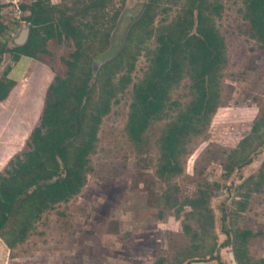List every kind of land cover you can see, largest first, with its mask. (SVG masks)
<instances>
[{
	"label": "rangeland",
	"instance_id": "374dc122",
	"mask_svg": "<svg viewBox=\"0 0 264 264\" xmlns=\"http://www.w3.org/2000/svg\"><path fill=\"white\" fill-rule=\"evenodd\" d=\"M50 1L56 21L30 26V11L22 5L34 0H1L6 30L0 34V79L10 69V81L0 93V175L32 149L31 134L47 111L50 86L67 76L75 60L78 44L62 21L77 18L110 32L106 39L102 31L94 42L83 41L81 48V64L94 68V99L104 89L98 70L122 52L126 56L107 88L111 111L82 154L85 185L48 206L24 242L10 248L0 237V264H239L235 236L246 231L251 234L245 264H264V41L252 37L245 0H110L95 8L89 7L94 0ZM205 2L225 44L220 98L200 133L180 135L182 171L169 175L161 172L160 140L194 100L193 68H202L210 56L197 47ZM217 5L221 9L213 13ZM181 20L189 33L180 40L184 55L172 66L170 103L138 143L128 131L135 85L154 80L159 38ZM187 40L198 58L188 57ZM53 125L66 123L56 119ZM254 126L261 132L257 137ZM198 197L205 200L200 207L187 204ZM240 202H247L245 209ZM208 213L214 222L204 231Z\"/></svg>",
	"mask_w": 264,
	"mask_h": 264
},
{
	"label": "trees",
	"instance_id": "16d2710c",
	"mask_svg": "<svg viewBox=\"0 0 264 264\" xmlns=\"http://www.w3.org/2000/svg\"><path fill=\"white\" fill-rule=\"evenodd\" d=\"M109 1L94 0L89 7L95 8ZM205 4L207 2L199 10L198 29L203 38L197 40V47L210 56L202 68H193V79L196 81L194 100L180 111L178 121L169 125L160 140L161 156L164 159L161 172L169 175L182 171L180 135L184 132L200 133V124L206 123L210 114L216 110L220 98L217 77L225 61V44L212 25L213 19ZM245 4L246 18L252 24V37L264 41V0H245ZM2 7L0 0V9ZM22 9L30 11V15L25 18L30 26H44L56 21L50 0H34L32 5L23 4ZM220 9L221 6L217 5L213 13H219ZM118 15L116 12L115 18ZM62 22L66 35L78 44L74 53L75 60L70 62L67 76L57 77L50 86L51 94L46 99L47 111L41 118L40 126L31 134L32 149L26 153L25 159L12 160L6 174L0 175V237L10 248L27 239L37 218L48 206L56 204L61 198L79 194L85 185L82 154L92 147L100 122L111 111L112 98L107 88L112 86L113 75L123 66L126 56L122 52L98 70V76L106 90L103 89L100 97L94 99L91 93L94 68H84L85 64L82 65L79 59L82 57L83 41L94 42L104 30L77 18H68ZM168 28L160 36V45L152 57L154 80L146 78L134 88L128 131L132 140L138 143L142 142L151 121L169 105L172 66L178 57L184 55L185 46L180 40L189 33L186 21L181 20L176 26ZM5 30L6 26L0 20V34ZM134 30L135 27L131 35ZM57 32L59 35L62 33L59 28ZM102 33L104 39L110 34L107 30ZM186 45L190 46L188 57L195 59L200 56L195 47L191 48V42L187 40ZM9 71L10 69L0 79V93L9 84ZM56 119L62 120L66 126L53 125ZM262 121L264 122V117ZM258 134H261L259 126H254L252 136L257 137ZM248 140L249 138L246 142ZM186 202L191 207L198 208L205 200L198 197ZM240 203L241 209H245L247 202ZM205 219L207 222L202 224V228L207 231L208 226L213 225L214 218L208 213ZM185 227L191 231L189 226ZM250 234V231H246L235 236V254L239 264H245V246ZM192 235L194 238L199 237L197 231H193ZM156 264L164 263L163 260H158Z\"/></svg>",
	"mask_w": 264,
	"mask_h": 264
},
{
	"label": "water",
	"instance_id": "95a60500",
	"mask_svg": "<svg viewBox=\"0 0 264 264\" xmlns=\"http://www.w3.org/2000/svg\"><path fill=\"white\" fill-rule=\"evenodd\" d=\"M25 32H27V30H26ZM232 257L234 258V256H233V255H232Z\"/></svg>",
	"mask_w": 264,
	"mask_h": 264
}]
</instances>
